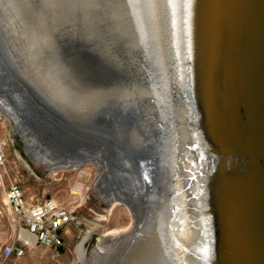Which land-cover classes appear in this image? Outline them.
<instances>
[{
    "label": "bare ground",
    "instance_id": "bare-ground-1",
    "mask_svg": "<svg viewBox=\"0 0 264 264\" xmlns=\"http://www.w3.org/2000/svg\"><path fill=\"white\" fill-rule=\"evenodd\" d=\"M144 15L140 29L154 43L170 123L159 148L123 149L142 178L133 176L135 167L124 165L117 151L108 156L110 146L84 147L96 141L91 135L81 148L57 156L54 142H39L28 125L30 119L62 127L51 115H33L3 97L0 114L14 124L11 132L32 163L51 176L75 173L68 194L72 208L86 200L85 168L92 167L90 189L111 210L122 206L134 220L105 231L90 258L86 234L75 249L81 263L134 264L146 245L162 238L169 264H264V0H191L186 11L183 0H146ZM73 87L84 91L90 84ZM118 117L110 122L93 116L90 125L121 127L126 118ZM43 136L55 143L61 138ZM111 166L131 179L126 191ZM2 202L0 215L11 218L5 195ZM18 235L35 248L33 236L20 230Z\"/></svg>",
    "mask_w": 264,
    "mask_h": 264
},
{
    "label": "rangeland",
    "instance_id": "rangeland-1",
    "mask_svg": "<svg viewBox=\"0 0 264 264\" xmlns=\"http://www.w3.org/2000/svg\"><path fill=\"white\" fill-rule=\"evenodd\" d=\"M20 5V13L16 16L0 13V97L17 109L22 110L26 106L33 115H51L61 123L62 127L56 128L52 125L51 128L50 124L29 119L28 125L32 126L31 130L39 142L46 145L54 142V146L50 147L60 156L70 148H81L80 145L84 144L87 135H91L98 144L91 140V145L84 147L110 146V156L117 148L129 150L130 147L134 152L138 148H144L148 151L152 149L151 144H156L159 148L167 141L169 109L163 97L157 53L153 40L150 42L147 33L140 29V23L146 20V0H105V12L94 14L92 19V28L97 35L103 37V43L95 39L92 43H87L80 38H73L70 34L71 25L67 21L75 20L78 37H82V18L79 14L62 11L59 19L65 26L54 33L50 48L44 46L45 34L37 27L35 12L38 10V0H20ZM51 6L56 7L55 0ZM122 13L127 14V17ZM53 59L55 67L46 75L54 87L78 93L83 88L77 89L73 86L78 82H86L90 84V88L86 90L104 91L105 103L84 117L86 120L88 118L89 125H83V118L70 115L48 103L36 77ZM86 90H82L81 95L87 93ZM93 116L100 120L106 117L110 122L119 116L121 119L126 118V121L123 125L120 124L121 127L113 125L99 129L90 125ZM13 126L12 122L0 114V141L8 143L6 156L10 177L18 180L26 200L40 203L56 199L58 204L75 210L78 223L68 228V234L65 232V245L58 252L36 246L34 249L27 248L22 258L4 259L1 256L2 247L16 242L19 235L11 224L9 214L3 211V215H0V264H71L75 259L76 246L86 234H89V238L84 247L87 258H90L98 244L103 243L102 234L105 231L134 223L128 210L122 206L111 210L99 192L90 189L89 185L96 177L92 167L85 168L88 177L84 183L89 188L86 200L81 207L77 204L72 208L68 203V194L71 185L76 181L75 173L51 176L42 165L32 163L20 137L12 134ZM43 132L56 137L61 135V138L58 137L55 143L51 137H44ZM6 186L7 180L0 170L1 209ZM100 216H106L107 220L99 221ZM164 241L162 238L155 239L149 247L144 246L137 254L134 264H169L167 253L164 252L168 245Z\"/></svg>",
    "mask_w": 264,
    "mask_h": 264
},
{
    "label": "clouds",
    "instance_id": "clouds-1",
    "mask_svg": "<svg viewBox=\"0 0 264 264\" xmlns=\"http://www.w3.org/2000/svg\"><path fill=\"white\" fill-rule=\"evenodd\" d=\"M52 2L53 0H38V10L35 12L37 27L45 34V47L50 48L52 46L54 33L60 27L65 26L64 22L59 19L62 11L68 14H79L82 18L84 25L82 37H78L75 20L67 21L71 25L70 34L73 38H80L87 43H92L94 39L103 43V37L97 35L92 28V19L94 14L105 12V0H55V8L51 6ZM20 6V0H0V13L16 16L20 13ZM29 50H31V44H29ZM54 67L53 59L45 65V68L36 77L49 104L65 110L70 115L86 117L105 103V93L100 89H92L81 95L54 87L46 75ZM57 72L59 75V70Z\"/></svg>",
    "mask_w": 264,
    "mask_h": 264
},
{
    "label": "built area",
    "instance_id": "built-area-1",
    "mask_svg": "<svg viewBox=\"0 0 264 264\" xmlns=\"http://www.w3.org/2000/svg\"><path fill=\"white\" fill-rule=\"evenodd\" d=\"M7 141H0V170L7 180L5 197L11 210V224L17 231H25L35 238V247L58 252L65 245V232L74 223H78L75 210L56 204L52 199L31 204L26 200L18 180L12 179L7 171ZM1 180L4 181L3 177ZM30 245L20 237L16 242L2 247L4 259L22 258ZM71 264H82L78 257Z\"/></svg>",
    "mask_w": 264,
    "mask_h": 264
},
{
    "label": "water",
    "instance_id": "water-1",
    "mask_svg": "<svg viewBox=\"0 0 264 264\" xmlns=\"http://www.w3.org/2000/svg\"><path fill=\"white\" fill-rule=\"evenodd\" d=\"M117 153L119 155V158L123 161L124 165H128L132 169H133L132 166L135 167V169L132 170L134 172L133 176L135 178H137V177H139V178L141 177L142 178L140 170L137 168V165H136L134 159L128 153V151L123 150L121 148H117ZM111 170H112V172H113V174L115 176V179H116V182L118 183V185L121 187L122 190L126 191L129 188L131 179L129 177H127V175L124 174V172H122V171L120 172V170H118L117 168H115L113 166H111ZM151 216H153V215H151Z\"/></svg>",
    "mask_w": 264,
    "mask_h": 264
},
{
    "label": "snow or ice",
    "instance_id": "snow-or-ice-1",
    "mask_svg": "<svg viewBox=\"0 0 264 264\" xmlns=\"http://www.w3.org/2000/svg\"><path fill=\"white\" fill-rule=\"evenodd\" d=\"M169 2L171 3V0H169ZM184 6H185V11L187 10V5H190L191 0H183ZM204 252H207V249H204Z\"/></svg>",
    "mask_w": 264,
    "mask_h": 264
},
{
    "label": "crops",
    "instance_id": "crops-1",
    "mask_svg": "<svg viewBox=\"0 0 264 264\" xmlns=\"http://www.w3.org/2000/svg\"><path fill=\"white\" fill-rule=\"evenodd\" d=\"M31 201H32V200H31ZM31 201H30V202H31ZM31 204H33V202H31Z\"/></svg>",
    "mask_w": 264,
    "mask_h": 264
}]
</instances>
